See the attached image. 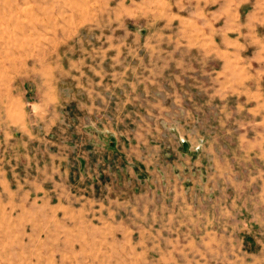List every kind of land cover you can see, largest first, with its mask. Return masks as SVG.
Returning a JSON list of instances; mask_svg holds the SVG:
<instances>
[{
  "label": "rangeland",
  "instance_id": "374dc122",
  "mask_svg": "<svg viewBox=\"0 0 264 264\" xmlns=\"http://www.w3.org/2000/svg\"><path fill=\"white\" fill-rule=\"evenodd\" d=\"M0 264H264V0H0Z\"/></svg>",
  "mask_w": 264,
  "mask_h": 264
}]
</instances>
